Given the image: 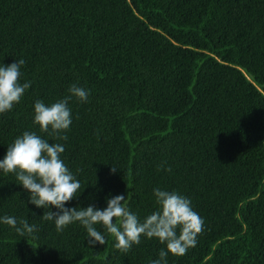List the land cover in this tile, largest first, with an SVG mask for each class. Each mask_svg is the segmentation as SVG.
I'll return each mask as SVG.
<instances>
[{
  "label": "trees",
  "instance_id": "obj_1",
  "mask_svg": "<svg viewBox=\"0 0 264 264\" xmlns=\"http://www.w3.org/2000/svg\"><path fill=\"white\" fill-rule=\"evenodd\" d=\"M15 59L31 84L0 113V159L36 132L64 146L81 183L65 207L125 195L142 220L153 188L174 190L204 226L168 264H264V0H0V62ZM72 84L89 98L70 100L68 139L56 140L33 123L34 102ZM18 183L0 170V217L39 230L21 237L0 222V264H149L165 247L141 236L122 253L101 225L107 243L89 247L79 222L57 232Z\"/></svg>",
  "mask_w": 264,
  "mask_h": 264
},
{
  "label": "clouds",
  "instance_id": "obj_2",
  "mask_svg": "<svg viewBox=\"0 0 264 264\" xmlns=\"http://www.w3.org/2000/svg\"><path fill=\"white\" fill-rule=\"evenodd\" d=\"M24 59H15L10 64L0 62V113L10 111L18 103L31 81L20 82L21 66ZM75 97L80 102H87L89 91L76 84L68 89V95L46 105L41 100L34 102L33 123L41 132L48 133L56 140H67L65 132L72 120L70 100ZM65 151L59 143H50L36 132L25 131L7 146L3 159H0V170L4 173H15L19 181L29 193L28 201L38 208H47L42 219L54 221L57 232L74 222H79L86 229L88 246L107 243L106 235L114 239V248L127 253L133 245L141 242V236L156 238L165 245L158 252L156 259L149 264H168L169 254L185 255L189 248L195 247L197 236L203 231L204 220L191 206V201L177 191L153 188L155 209L142 220L129 210L125 195L106 198V207H65L66 203L81 192V183L61 159ZM165 168L158 166V171ZM116 167L111 171L115 172ZM84 188V187H83ZM53 206L58 211H50ZM0 222L14 228L16 233L24 237L32 235L39 229L29 224L26 219L17 221L16 217L5 215ZM96 225H101L104 233Z\"/></svg>",
  "mask_w": 264,
  "mask_h": 264
}]
</instances>
